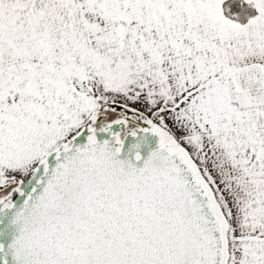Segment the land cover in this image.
Wrapping results in <instances>:
<instances>
[{
  "label": "snow or ice",
  "instance_id": "1",
  "mask_svg": "<svg viewBox=\"0 0 264 264\" xmlns=\"http://www.w3.org/2000/svg\"><path fill=\"white\" fill-rule=\"evenodd\" d=\"M0 264H264V0H0Z\"/></svg>",
  "mask_w": 264,
  "mask_h": 264
}]
</instances>
